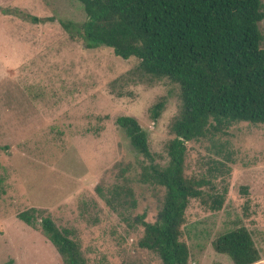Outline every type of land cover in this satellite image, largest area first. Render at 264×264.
Segmentation results:
<instances>
[{
    "label": "rangeland",
    "instance_id": "obj_1",
    "mask_svg": "<svg viewBox=\"0 0 264 264\" xmlns=\"http://www.w3.org/2000/svg\"><path fill=\"white\" fill-rule=\"evenodd\" d=\"M84 20L74 0H0V264H63L42 218L68 232L84 264H161L137 242L138 219L154 221L164 190L143 179L149 161L114 120L134 118L152 163L165 166L178 87L141 74L135 58L86 49L72 28ZM257 30L264 49V18ZM183 176L224 191L219 211L189 200L179 235L187 264H233L211 243L239 227L264 264V124L232 123L186 142ZM30 208L34 228L16 217Z\"/></svg>",
    "mask_w": 264,
    "mask_h": 264
},
{
    "label": "trees",
    "instance_id": "obj_2",
    "mask_svg": "<svg viewBox=\"0 0 264 264\" xmlns=\"http://www.w3.org/2000/svg\"><path fill=\"white\" fill-rule=\"evenodd\" d=\"M74 1L85 15L82 24L72 26L74 36L86 49L102 46L122 60L135 58L141 74L178 87L180 104L169 126L172 139L165 146V166L152 163L146 135L134 118L120 116L114 124L130 147L149 161L142 168L143 179L164 190L154 221L138 219L142 227L138 248L155 254L161 264H187L188 250L179 235L189 200L219 211L224 191H202L207 181L183 176L185 143L221 132L232 123L264 124V49L259 48L257 30L264 18L260 0ZM62 26L71 35L70 25ZM161 106H153V118ZM105 202L113 208L108 199ZM36 212L30 208L16 217L34 228ZM39 226L63 264H84L66 230H58L48 218H42ZM211 246L233 264L259 261L244 227L219 235Z\"/></svg>",
    "mask_w": 264,
    "mask_h": 264
},
{
    "label": "crops",
    "instance_id": "obj_3",
    "mask_svg": "<svg viewBox=\"0 0 264 264\" xmlns=\"http://www.w3.org/2000/svg\"><path fill=\"white\" fill-rule=\"evenodd\" d=\"M257 263V262H256ZM255 264V263H254Z\"/></svg>",
    "mask_w": 264,
    "mask_h": 264
}]
</instances>
